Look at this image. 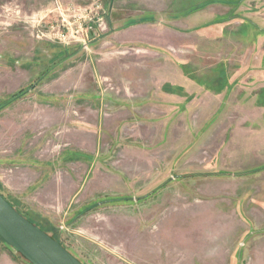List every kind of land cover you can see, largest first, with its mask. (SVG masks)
Returning a JSON list of instances; mask_svg holds the SVG:
<instances>
[{
    "label": "rangeland",
    "instance_id": "1",
    "mask_svg": "<svg viewBox=\"0 0 264 264\" xmlns=\"http://www.w3.org/2000/svg\"><path fill=\"white\" fill-rule=\"evenodd\" d=\"M56 1L0 3V194L82 264H264V0H100L70 46Z\"/></svg>",
    "mask_w": 264,
    "mask_h": 264
},
{
    "label": "built area",
    "instance_id": "2",
    "mask_svg": "<svg viewBox=\"0 0 264 264\" xmlns=\"http://www.w3.org/2000/svg\"><path fill=\"white\" fill-rule=\"evenodd\" d=\"M25 24L36 27L37 36L62 46L82 44L90 32L98 36L109 31V14L100 0H91L83 7L54 2L52 10L42 17L30 18Z\"/></svg>",
    "mask_w": 264,
    "mask_h": 264
},
{
    "label": "water",
    "instance_id": "3",
    "mask_svg": "<svg viewBox=\"0 0 264 264\" xmlns=\"http://www.w3.org/2000/svg\"><path fill=\"white\" fill-rule=\"evenodd\" d=\"M0 239L29 264H82L0 194Z\"/></svg>",
    "mask_w": 264,
    "mask_h": 264
},
{
    "label": "crops",
    "instance_id": "4",
    "mask_svg": "<svg viewBox=\"0 0 264 264\" xmlns=\"http://www.w3.org/2000/svg\"><path fill=\"white\" fill-rule=\"evenodd\" d=\"M2 2H9L10 5L15 6H26L25 4L29 3V0H0V3ZM32 7L28 6L27 8L31 9H37V7H41L42 5L46 4L48 0H32ZM169 80H166L163 83V87L160 88L161 94L169 95L174 97V94L182 95L184 96L186 93V88H184L182 78L179 77L178 75H174V73H169ZM188 95V94H187ZM175 98H178L177 96ZM180 99V98H178ZM183 99V98H182ZM184 100V99H183ZM216 106H213L212 109L215 111ZM253 161L251 159L247 160L246 164L251 165Z\"/></svg>",
    "mask_w": 264,
    "mask_h": 264
},
{
    "label": "trees",
    "instance_id": "5",
    "mask_svg": "<svg viewBox=\"0 0 264 264\" xmlns=\"http://www.w3.org/2000/svg\"><path fill=\"white\" fill-rule=\"evenodd\" d=\"M142 21H145V20H141V22ZM28 91L29 90H20V91H18L16 94H13V95H11V97H10V99H8L7 100V102H6V104H9V103H11L12 101H14V100H16V99H18V98H21V97H23L24 95H26L27 93H28ZM3 197V196H2ZM4 198V197H3ZM5 199V198H4ZM6 200V199H5ZM7 201V200H6ZM8 202V201H7ZM12 207H13V205L10 203V202H8ZM14 208V207H13ZM16 210V209H15ZM17 211V210H16ZM18 212V211H17ZM21 214V213H20ZM22 216H24V215H22ZM28 221H30L32 224H34V225H36L35 223H33L31 220H29L26 216H24ZM37 227H39L42 231H44L40 226H38V225H36ZM44 232H46V231H44ZM54 240H56L55 239V237H53V236H51ZM2 241V240H1ZM57 241V240H56ZM58 242V241H57ZM59 243V242H58ZM60 244V243H59ZM61 245V244H60ZM62 246V245H61Z\"/></svg>",
    "mask_w": 264,
    "mask_h": 264
}]
</instances>
